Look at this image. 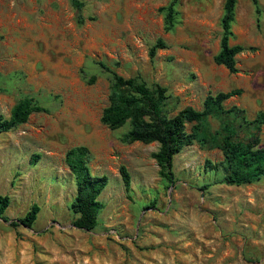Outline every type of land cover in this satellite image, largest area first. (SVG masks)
I'll use <instances>...</instances> for the list:
<instances>
[{
	"label": "rangeland",
	"instance_id": "obj_1",
	"mask_svg": "<svg viewBox=\"0 0 264 264\" xmlns=\"http://www.w3.org/2000/svg\"><path fill=\"white\" fill-rule=\"evenodd\" d=\"M80 1L82 24L68 0H0V116L23 98L43 108L0 133V196L10 201L8 221L0 218V264H264V177L219 183L222 172L205 162L221 161V151L194 142L173 157L168 183L152 158L157 143H124L128 123L110 130L100 122L116 74L165 88L168 117L241 89L203 128L212 136L230 122L248 137L252 126L230 110H243L247 122L264 115V0H235L229 45L245 48L235 74L213 61L225 0ZM170 5L166 31L162 10ZM159 41L164 47L151 57ZM257 135L264 146V125ZM79 146L91 174L107 180L91 231L75 227L70 210L76 179L65 155ZM33 204L31 227L9 225Z\"/></svg>",
	"mask_w": 264,
	"mask_h": 264
},
{
	"label": "trees",
	"instance_id": "obj_2",
	"mask_svg": "<svg viewBox=\"0 0 264 264\" xmlns=\"http://www.w3.org/2000/svg\"><path fill=\"white\" fill-rule=\"evenodd\" d=\"M68 2L77 12V23L82 24L84 18L80 12L84 3L80 0H68ZM235 3V0L224 1L220 50L213 58L215 64L223 66L231 74L237 73L235 57L245 51V48L240 45H229ZM162 11H166L165 30L168 31L172 28L173 7L170 5ZM163 47L159 41L151 49L150 56L154 55L156 49ZM98 64L101 68L107 69L103 63ZM165 93L166 89L160 86L149 89L144 83L133 78L125 79L113 74L109 104L103 109L100 122L110 130H117L128 123L130 128L122 137L124 143H157L159 148L152 154V158L159 167L160 176L168 183L174 181L173 157L183 147L192 145L194 142L212 145L221 151V161L205 162L206 170L222 172L223 176L219 183L242 186L253 184L264 177V146L260 145L257 135L260 127L264 125V115L260 114L255 120L247 122L243 110L236 107L230 110L234 118L240 119L246 126H252L254 132L246 138H239L236 126L230 122L224 123L220 132L217 131L212 136H208L203 128L208 117L223 112L222 105L225 101L242 94L241 89L209 95L203 102L202 110L186 108L171 117H168L164 110ZM41 111L43 108L32 98L21 99L13 106L8 118L0 116V133L8 132L24 124L31 114ZM187 124H193L190 131L186 129ZM88 162L89 152L83 146L72 148L65 155V163L76 179V195L70 206L71 213L77 216L73 225L91 231L98 225L97 216L102 209V204L97 198L104 190L107 180L105 176L91 174ZM119 173L127 191L130 186L129 173L124 166H120ZM9 203L7 196H0V218L4 221H8L4 217V212ZM38 212V205L33 204L22 218L11 221L9 225L31 227Z\"/></svg>",
	"mask_w": 264,
	"mask_h": 264
}]
</instances>
